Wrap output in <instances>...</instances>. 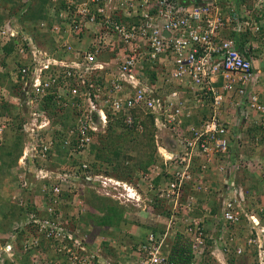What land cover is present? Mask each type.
<instances>
[{"label": "built area", "instance_id": "1", "mask_svg": "<svg viewBox=\"0 0 264 264\" xmlns=\"http://www.w3.org/2000/svg\"><path fill=\"white\" fill-rule=\"evenodd\" d=\"M43 1L52 23L33 26L26 16L41 0H0V72L13 87L4 96L23 120L18 165L25 173L16 190L37 193L34 211L0 233V264H177L170 242L181 226L190 264L209 257L237 264L229 258L246 253L250 264H264V223L237 179L243 170L264 176V153L256 154L264 142V71L256 65L264 64V0ZM11 42L16 62L8 66ZM143 119L151 121L157 154L143 180L167 205L168 216L152 220L164 229L138 244L100 237L80 221L86 204L79 191L97 188L121 202L147 197L90 173L94 141L111 120L142 134ZM10 125L0 118V139ZM213 170L221 176L217 189ZM213 192L220 211L210 230V210L195 212L197 195ZM23 196L14 194L13 203L27 207ZM242 222L247 235L232 251Z\"/></svg>", "mask_w": 264, "mask_h": 264}, {"label": "crops", "instance_id": "2", "mask_svg": "<svg viewBox=\"0 0 264 264\" xmlns=\"http://www.w3.org/2000/svg\"><path fill=\"white\" fill-rule=\"evenodd\" d=\"M44 11H45V3L42 6V10H41L40 15H38L37 13L31 12L26 16V20L30 23L32 22L33 26L40 20H45V21H48L49 23H52V19L48 18L47 15H45ZM1 20H3V18ZM29 31L34 33L35 32L34 27H32V26L29 27ZM10 56H7L5 61L12 58L16 62V57H10ZM256 65H258L257 67H259V66L262 67V70L264 71V64L261 65L260 63H257ZM262 85L264 86V80L262 82ZM262 101L264 102V93L262 96ZM201 117H202V114H200V116H196V117L192 118L191 120L188 121V123H191V122L196 123V122H198V120ZM151 152H155V151L152 150ZM255 152H256L255 150H252L250 148L247 153L251 157L255 154ZM262 153H264V150ZM1 158L3 160V157H1ZM95 158H96V156H95ZM14 161H15V159H14ZM156 161H157V158H156ZM3 162H4V160H3ZM130 163L133 165L132 169L135 171H133L131 173L132 180H130L131 182L129 181V183L132 184L134 187H136L141 193H144L145 191L149 192L147 190L149 188V185L147 184L148 182L145 180H142L143 174L146 171L143 172L142 168L139 167L137 162L136 163L130 162ZM14 166L15 165H12L11 168H7V167L1 168V170H5L6 172L8 171L7 173H10V172L11 173L9 174V177L7 179H4V180L0 179V233H5L7 231H10L12 225L24 215L26 210H28V209H26L27 207H25V208H23V209H25V211H24V213H22L20 208L17 205H15L12 201V194L15 192L16 186H17V183H16L17 180H16L15 173H14L16 167H14ZM125 166H128V165L125 164ZM150 166L147 169H149ZM99 174H102V173H99ZM10 176H12V177H10ZM105 176H109L110 178H112V176H114V175L105 174ZM253 176L255 177V179L253 178ZM260 177H259V174L251 173L248 170H243L241 173L238 174L237 179L239 182L242 183L243 186H245V188L249 192V196H250L249 198L252 199L253 205H257V207H255V209L259 213L258 215L261 218L262 222L264 223V196H261V195L258 196V194H262L261 192L264 191V181ZM220 178H221V176L215 170H213L212 172L209 173V180L211 182V185L213 186L212 187L213 189H217L220 187V185H221ZM161 180H163V179L158 178V180L155 182L157 184V187L161 183ZM253 184H254V186H253ZM251 186L254 187V191L251 190V188H252ZM87 191L89 193H91V192H94L95 189L93 190L91 187H89L87 189ZM99 192L101 193V195L103 197H101V196L98 197L97 194H95V193H98V190H96V192H94L95 197L101 199V201H104V203L106 202V206H107L108 211L109 210L113 211L114 209L119 207V205H118L120 203L119 201L112 199V198H109L106 195H103V193L100 190H99ZM188 192L190 193L191 190H189ZM36 195H37V193H36ZM36 195L32 194L30 192H28V193L23 192L21 194V196H23V199L27 202V205L30 203H33ZM258 197H260V198H258ZM97 198H96V200H97ZM197 199H198V208H197L195 213L199 214V213L203 212V209L210 210L211 217L209 219H207L206 223H207L208 228L210 230H212L211 228L214 227V225L217 221L214 217L218 213V211H220V205L218 202L217 194H216V192H213L211 194H205V193L198 194ZM97 201H99V200H97ZM117 202H119V203H117ZM121 204L125 205L128 203L122 202ZM89 205L90 204H88L87 207L90 209ZM123 207L124 208H122V209H125L128 211L127 218L124 219V221L122 223H120L116 229L109 226L107 232L97 233L99 236L100 235L105 236L108 234L111 235L110 231H112L111 236H113L114 238H118L119 236H121L128 242H140L146 238V236L148 235L149 232L156 230L155 226L157 227V225L155 224V222L152 223V219L150 218V215L148 217L146 216L148 218V220H145V222H143L144 226L143 225L140 226L139 224L129 223L128 221H131L133 219V217L136 215L137 211L134 210L131 212L127 207H125V206H123ZM94 210L97 211L98 208H94ZM107 210H105V211L99 210L100 213H98V214L99 215L103 214V216H104L106 214ZM79 212H80V210H79ZM86 213L87 212H85L84 216L86 215ZM139 214L142 215V213H139ZM95 223H97V221L91 222L92 226H94ZM97 227H99V226H97ZM182 229H183V227L181 226L180 227V233L177 236H173V238L170 242L171 246L174 245L179 240V238L182 234L181 233ZM234 231L236 232L235 233L236 241L231 244L232 249H233L232 251H234L236 246H243V243L245 240L244 238L247 235V229H246L245 222H242L239 225V227L237 229H235ZM229 260H235L237 262V264H250L252 261L251 257L248 256V253H246V255H242V256H234L233 255L232 257L229 258ZM216 263L214 261H211L210 264H216Z\"/></svg>", "mask_w": 264, "mask_h": 264}, {"label": "trees", "instance_id": "3", "mask_svg": "<svg viewBox=\"0 0 264 264\" xmlns=\"http://www.w3.org/2000/svg\"><path fill=\"white\" fill-rule=\"evenodd\" d=\"M11 1L12 0H4L3 4L4 5L9 4V3H11ZM43 3H44V1L41 0V3L37 6V8H32L29 13L34 12V13H37L38 15H40ZM15 10H16V8H15ZM1 19L2 18H0V20ZM14 43H16V42H11L9 45H7L5 47L4 51H5L7 56H10L14 52V49H15ZM5 65H6V63H5ZM1 78L8 79V74L1 75V73H0V84H1ZM1 86L2 85H0V87ZM8 88L13 89V87H8ZM1 100H3L2 101L3 103L1 102V104H0V118L9 117L11 119V125L9 126V128L11 126H14V129L12 131L11 136L14 135V138H16V141L13 143L14 144V152L12 151L13 149L11 147L10 151L8 152L7 162L8 163H14V158H15V161L17 164L18 159L21 156L22 148H23V135L21 134L23 120H19V116L15 113L16 106L14 104H12L10 100H7L5 97H2V95H1ZM44 108H46V109L49 108V105H46ZM69 118H70L69 115L66 114L61 119H63L64 122H68ZM137 120H138V122H140L139 118H137ZM141 123L143 125H145V127H146V132L140 134V135H144L145 133H148V131L150 130L151 121H150V119H148V120L143 119V121ZM133 130L134 129L126 128L122 124L121 120H116V121L111 120L110 124H109V128L107 130V134H104V135L97 137L94 141V146H93V151H92V154L94 155V157L91 159V167L92 168H91L90 173H94V174L102 173V174H108V175L110 174V175L116 176L117 175L116 172L118 171V168H120L121 170H127V167H125V164L127 165V163H130V161L132 163L137 162L139 167L142 168V171L144 172V171L148 170L147 168L151 164L157 162L156 161V158H157L156 149L151 144H150L151 149H150L149 153L144 152L143 149H141V151L138 150V153L140 155L138 161L135 160V162H134V158H132V160H130L131 159L130 158L129 159L130 161L114 160V158H119L117 156H119V154H120L119 151L121 148V140L124 138V136H126L124 132H127V134H129L128 132L134 133ZM258 131L259 130L256 128L251 129V133L252 132L257 133ZM6 134H7V131H6ZM6 134H5V136H6ZM127 139L124 138V145L128 146V147L130 146V148L135 147L138 144H140V145L144 144L145 145L146 143L147 144L149 143V136L148 137L141 136L140 141L137 142L138 144L135 143L136 145H133V146L130 145L133 142L132 137H127ZM150 142H152V140ZM6 144H7V142H6V140H4V138L0 139V155L2 157H3V154L1 151H5ZM119 146H120V148H119ZM152 150H154L155 152H151ZM63 154H64V151L60 150V156H63ZM108 154H110V155H108ZM95 156H96V158H95ZM125 158H128V157H125ZM111 159H113V161ZM118 161H120V164H118V168L116 166V168L109 170L110 167L106 166V162H108L109 164H114L116 162V164H117ZM9 167H11V165L7 166V168H9ZM133 171H135V170L131 171V169L128 167V170L126 171V173L124 172V174L130 175V177H131V173ZM118 176H120V175H118ZM119 178L122 179L121 176ZM130 180H132V178ZM18 207L20 208L22 213H23V211H25V209H23V207H20V206H18ZM26 209H28V213L34 211V208L32 205H29V207ZM117 211L118 210H116V209L113 210V212H114L113 217L118 215ZM117 219H119L118 216H117ZM101 223L102 224H108L109 222L103 223V221H102ZM180 240H179V243H180ZM143 241H144V239L142 240V242ZM131 243L132 244H138L140 242H131ZM175 248L177 249V246H175ZM188 250H190L189 247H182L180 250L177 251V255H176V251L173 250L172 260L176 263L186 264L187 259H186L185 255L187 254ZM210 263H211V261L209 260V261H207L206 264H210Z\"/></svg>", "mask_w": 264, "mask_h": 264}, {"label": "rangeland", "instance_id": "4", "mask_svg": "<svg viewBox=\"0 0 264 264\" xmlns=\"http://www.w3.org/2000/svg\"><path fill=\"white\" fill-rule=\"evenodd\" d=\"M36 6H38V3H37V5ZM0 58H2V55H0ZM7 65L8 66H12L13 65V63H14V60L12 59V58H10V59H8L7 61ZM3 65V62H2V60L0 59V68H1V66ZM1 73V75H5L6 73H2V72H0ZM0 85H2L1 87H0V94L2 95V97H5V96H7L6 95V93H5V88H8V87H10L12 84L10 83V81L8 80V79H4V78H1V84ZM8 86V87H7ZM1 95H0V104H1V102L3 101V100H1ZM3 95H5V96H3ZM5 98H7V97H5ZM8 99H9V97H8ZM10 100V99H9ZM3 103V102H2ZM12 103V102H11ZM13 104V103H12ZM15 106H16V104H15ZM15 113L18 115V116H20V114L22 113V110H16L15 109ZM20 120V119H19ZM13 129H14V126H11L9 129H7L6 131H7V134H6V136L4 135V140H6V142H7V144H6V147H5V151H1L2 152V154H3V160H4V162H3V160H2V156L0 155V179L1 180H4V179H7L8 177H9V174L11 173H7L5 170H1V168L2 167H7V166H9V165H15L14 167H16L15 168V171H14V173H15V177H16V180H17V187H18V181H19V179H18V177L19 176H22V175H24V174H22V173H25V169H23L22 167H20L19 165H18V163L16 164V161H14V164L13 163H8L7 162V160H8V152L10 151V149H11V147H12V151L14 152V142L16 141V138H14V135H12L11 136V134H12V131H13ZM125 133V135L126 136H124V138L125 139H127V137H132V144H130V145H136L135 143H137V142H139L140 141V138H141V136H144V137H148L149 136V143L146 145H140V144H138L137 146H135V147H131L130 148V146L128 147V146H125L124 145V138L121 140V148H120V146H119V148H120V154H119V156H117V157H119V158H114V160H122V161H124V160H127V161H130V160H132V158H134V162H135V160H139V153H138V150L139 151H141V149H143L144 150V152H146V153H149L150 152V147H151V145L156 149V146H155V143L153 142V139H152V135H151V133H149V131H148V133H145L144 135H140V134H137V133H130V132H128L129 134H127V132H124ZM128 140V139H127ZM152 140V142H150ZM19 142V141H18ZM151 144V145H150ZM149 146V147H148ZM16 150V149H15ZM263 150H264V142H263V148L261 149V150H259V151H257V153L256 154H258V155H262L263 153ZM108 155H110V154H108ZM22 156V155H21ZM20 156V157H21ZM94 156V155H93ZM19 157V158H20ZM64 157H66V155L65 154H63V156H61L60 158H58L56 161L57 162H60V163H63V162H65L66 161V158H64ZM125 157H128V158H125ZM93 158V157H92ZM131 158V159H130ZM15 159V158H14ZM130 159V160H129ZM112 161H113V159H111ZM131 162V161H130ZM115 164V165H114ZM114 164H109L108 162H106V166L107 167H110L109 169L111 170V169H113V168H116V166H117V168H118V164H120V161H118L117 162V164H116V162L114 163ZM128 165V164H127ZM125 167H127V170H128V167L131 169V171L133 170L132 169V167H133V165L131 164V163H129V165L128 166H125ZM9 168H11V167H9ZM127 170H121L120 168H118V171L116 172L117 173V175L115 176V178L117 179V178H119L120 176L122 177V179L124 178L125 180H127L128 182L130 181V179H131V177H130V175H127V174H124V172L126 173V171ZM251 173H257L256 172V170L254 169V171L252 170L251 171ZM13 174V173H12ZM118 175H120V176H118ZM261 176V174H259V177ZM10 177H12V176H10ZM262 178H263V175L261 176ZM253 178L255 179V177L253 176ZM118 180H120V178L118 179ZM263 181H264V179H262ZM131 182V181H130ZM252 185V184H251ZM30 186V185H29ZM253 186H254V184H253ZM253 186H251L252 188H251V190L252 191H254V187ZM88 189V188H87ZM87 189H83L82 191H79V195H77L76 197H77V199L79 198V197H81V198H79V199H82L83 201H84V204H86V215L84 216V218H82L80 221L81 222H86V225L87 224H90V226L91 227H93V228H96L95 229V231H94V233H105V232H107L108 231V227L110 226V227H113L114 229H116L117 227H118V225L120 224V223H122L123 221H124V219H126L127 218V214H128V211L127 210H125V209H122V208H124L123 206H125V207H127L131 212L132 211H137V213H136V215L133 217V219L131 220V221H128L129 223H132V224H139L140 226H144V223L143 222H145V220H148V218L146 217V215H141V214H139V213H142V209H139V207H136V204H130V203H128V204H125V205H123V204H121V202L119 203V202H117V203H119L118 205H119V207H117L116 208V210H118L117 212V216L119 217V219H117V216H115V217H113L114 215V212L112 211V210H107V206H106V202L104 203V201H101V199H99V198H97V197H95V194H97V193H95L94 194V192H91V193H89L88 191H87ZM90 190V189H89ZM122 191V190H121ZM24 193L25 192H29V191H23ZM123 192V191H122ZM20 193V195H21V192H20V190L19 189H17V190H15V192L12 194V196L14 195V194H16V195H18ZM32 193V192H31ZM262 194H258V196H264V191H262L261 192ZM32 194H34V193H32ZM97 196L99 197V195L97 194ZM96 198H97V200H99V201H97L96 200ZM258 198H260V197H258ZM81 200V201H82ZM92 201V202H91ZM88 204H90L89 205V207H90V209L87 207V205ZM259 205V204H258ZM106 206V207H105ZM257 206V205H256ZM256 206H254V207H256ZM94 208H98V210L97 211H95L94 210ZM104 208V209H103ZM99 210H103V211H105V210H107L106 211V214L103 216V214H101V215H99L98 213H100L99 212ZM23 213H24V211H23ZM112 218V219H111ZM135 218V219H134ZM137 219V220H136ZM93 221H97V223H95L94 224V226H92V224H91V222H93ZM103 221V223L104 222H109L108 224H102L101 222ZM117 225V226H116ZM97 226H99V227H97ZM111 230V229H110ZM110 233H112V231H110ZM180 243L182 244V247H185L186 246V244H184L183 242H181L180 241ZM181 247V248H182Z\"/></svg>", "mask_w": 264, "mask_h": 264}, {"label": "clouds", "instance_id": "5", "mask_svg": "<svg viewBox=\"0 0 264 264\" xmlns=\"http://www.w3.org/2000/svg\"><path fill=\"white\" fill-rule=\"evenodd\" d=\"M15 105V104H14ZM17 106V105H16ZM252 129V128H251ZM257 129V128H256ZM5 134H6V132H5ZM4 134V135H5ZM4 135H3V137H4ZM20 159V158H19ZM19 159H18V161H19ZM128 165H129V163H127ZM105 175V174H104ZM108 178H110L109 176H107ZM261 179H264V176H263V178L262 177H260ZM112 179H114V180H118L119 178H115V176H112ZM142 179V178H141ZM143 180V179H142ZM118 181H120V182H122L123 184H127L129 187H132V188H134L139 194H141V195H143V199H144V196L145 197H147V200H144V201H137V196H131L130 197V201H128V202H124V203H130V204H136V207H139V209H142V215H146L147 217L150 215V218L153 220V218H154V216L153 215H161V216H168L167 215V205H166V203H164L161 199H159V197H158V192H157V190H154V191H152V190H149V189H147L149 192H144V193H141L136 187H134L132 184H130L127 180H125V179H120V180H118ZM94 190V189H93ZM96 190H97V188L95 189V192H96ZM123 192H122V191ZM247 190V189H246ZM119 191L121 192V193H124L126 196L127 195H129L130 194V192L127 190V188H124V186H121V187H119ZM99 196H101V197H103L102 195H101V193H97ZM248 194H249V192H248ZM250 197V196H249ZM249 200H250V202H251V205L254 207V206H256V205H253V203H252V199H250L249 198ZM118 201V200H117ZM121 202V201H120ZM122 203V202H121ZM16 205V204H15ZM28 205H32V206H34L33 205V203H30V204H28ZM27 205V208L29 207ZM257 207V206H256ZM147 213V214H146ZM156 225H157V227L155 226V229L156 230H153V231H162L163 229H164V226L163 225H161V224H157V223H155ZM183 227V226H182ZM180 233V229H179V231H178V233H177V235ZM181 236H180V238H179V240L181 241V242H183L184 244H186V246L185 247H189V249L190 250H188V252H187V254L185 255V257H186V259H187V263L186 264H190L191 263V244H190V238H188L186 235H185V233H184V227H183V229L181 230ZM111 235H112V233H111ZM113 237V236H112ZM120 237V238H119ZM118 238H116V239H122V237L121 236H119ZM145 240V239H144ZM179 240L174 244V245H172V249H171V254H172V252H173V250L174 251H176V255H177V251L178 250H180L181 249V246H182V244L181 243H179ZM175 246H177V249L175 248ZM214 261L215 263H216V261L214 260V259H212V258H208V259H206V260H204V263L203 264H206L207 263V261ZM177 264H181V263H177ZM217 264V263H216Z\"/></svg>", "mask_w": 264, "mask_h": 264}]
</instances>
